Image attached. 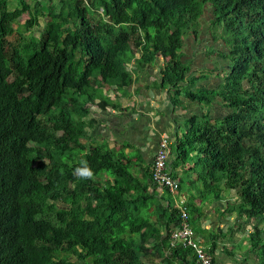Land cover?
I'll list each match as a JSON object with an SVG mask.
<instances>
[{
    "label": "trees",
    "instance_id": "16d2710c",
    "mask_svg": "<svg viewBox=\"0 0 264 264\" xmlns=\"http://www.w3.org/2000/svg\"><path fill=\"white\" fill-rule=\"evenodd\" d=\"M10 1L0 0V264H200L172 246L176 200L192 227L202 211L186 189L200 204L209 194L226 203L222 223L244 232L231 251L222 228L210 235L213 264L218 245L226 259L243 252L235 264H264V0ZM207 9L212 39L228 49L208 70L225 73L217 86L182 61ZM139 53L141 66L166 61L161 89L208 106L170 146L175 196L153 181L155 162L90 141L95 112L132 109L108 95H128ZM85 167L91 179L76 171Z\"/></svg>",
    "mask_w": 264,
    "mask_h": 264
},
{
    "label": "crops",
    "instance_id": "0c3cea01",
    "mask_svg": "<svg viewBox=\"0 0 264 264\" xmlns=\"http://www.w3.org/2000/svg\"><path fill=\"white\" fill-rule=\"evenodd\" d=\"M193 54L194 49L191 50L188 58H191ZM157 62L159 63L160 59ZM165 63L166 61H164L162 68L152 66V64L141 66L134 59L128 63L127 70L132 73L134 79L131 89L129 88L128 95L121 97V94L116 93L115 95L112 92L108 96L111 100H115V102L119 101L121 108L132 109L121 112L120 110L114 109V107H108L106 111L95 112L93 116H98L99 126H96L90 132L91 142L95 140L97 142L99 140L102 142L107 141L111 148H116L117 150H119L120 145H125V153L131 156L135 155V149L141 144L143 146L141 150L143 161L152 165L162 134L168 136L171 144H174L177 134H183L188 125V121L191 120L193 115L199 114L198 121L202 119L200 111L203 107L207 110L208 106L191 103L183 97L174 101L170 93L173 90L176 94V89L172 87L161 89L160 85L163 78L162 70L165 67ZM205 64L212 65L209 59L205 60ZM159 65L161 66V64ZM116 96H118V99ZM177 113L181 115L176 116ZM146 137L149 138L150 146H146L148 143ZM178 172L179 177H183L184 172L181 170ZM194 179L195 177L192 178V180ZM183 193L185 192L183 191ZM186 196L188 198H194L188 194ZM190 198L189 200H191ZM198 199L194 200V204L200 206V200ZM211 222L209 219H205L204 221L201 219V228L203 231L198 233L200 240L206 246L209 245L208 241H210L211 235L208 228H212L211 230H213L214 226H216L214 230L221 232L219 228H222L223 224L227 226V224L223 223L219 227L217 221L211 220ZM242 241L241 239L240 242ZM226 244H229V242L225 243L224 247H227ZM218 246L217 258L219 262L221 261L220 264H228L225 254L222 253L224 247L218 248ZM228 246L227 249L229 248L230 251L235 247L233 245Z\"/></svg>",
    "mask_w": 264,
    "mask_h": 264
},
{
    "label": "rangeland",
    "instance_id": "374dc122",
    "mask_svg": "<svg viewBox=\"0 0 264 264\" xmlns=\"http://www.w3.org/2000/svg\"><path fill=\"white\" fill-rule=\"evenodd\" d=\"M28 3L31 4V0H28ZM34 4H35V2H33L32 5H34ZM17 5H18L17 0H11L10 1V8L11 9L12 8H16ZM97 12L100 13V11H97ZM205 13L206 14L202 18L200 27H198L199 37L197 38V37H195V35L193 33H191L190 36H187V38H185V51H186V53L184 52L185 56L182 59V61L185 60L184 61L185 65L192 66V68L195 71H198L199 74H201V75L203 74V72L213 75L211 77V81H209V84L212 85V86L213 85L217 86L224 79L225 73L221 72V71H218V72H215V73H213L211 71H208L210 69H214V65H211V66L206 65L205 64V60L209 59L211 61V64L214 62L213 59L221 61V59L219 58L220 54L227 53L228 49H227L226 42H224L223 40L214 41L212 39L213 35L211 36V32H210V30H211L210 29V22H211L210 20L213 18L212 11L210 9H207ZM27 20H28V17L27 16H23L22 20L18 24H16L14 26V28L18 29L20 23H24V21H27ZM34 30H35L34 36L37 37L38 33L36 31V28ZM221 31H222V29H219V32H221ZM11 40L13 41V37L11 38ZM192 49H195L194 50V54H193V56L191 58H188L189 53L191 52ZM193 60H194V62H193ZM163 63H164L163 59H160L159 63L156 60V61H154L152 63V66L161 67L162 68ZM192 63H194V64L192 65ZM159 64H161V66ZM205 67L207 69L203 70ZM218 67H219V69H221V66H218ZM191 87H192V85H191ZM170 95H171V97H173L174 100H177V96L175 95V91L172 90ZM218 112H222V111L220 109H218ZM180 115H181L180 113L176 114V116H180ZM193 125L194 124L189 123V127H192ZM146 139L148 141L146 146H150L149 145V138L146 137ZM142 147L143 146L140 144V146H138L135 149L134 154L136 156H138V157L141 156ZM222 189L225 190L224 187H222ZM186 190H187L186 194H188V195L192 194V195H194V196H196L198 198L202 195L200 192H194V191H190L189 192V189H186ZM232 193H233L232 194L233 198L236 196L235 203H234V205H236L237 201H238V194L236 193V191H235L236 194L234 192H232ZM228 194H229V190L223 191V195H225L226 197L228 196ZM207 196L208 197L205 198V203L203 205L201 204L200 206L198 205V207L202 209L201 212H197V211H194V210L191 211V217H192V220L194 221V226H193L194 228L195 227L196 228H201V219H202V221H204L205 219H209L210 222H211V220L217 221L218 222L217 225L219 227L222 226V224H223L222 222L225 219H227V220L229 219L228 214H225V216H224L223 211L220 208V207H222L224 209V206L226 205V203L220 204V202H219L215 206V204H216L215 197L212 194H209ZM198 198H196V199H198ZM200 213H202V214H200ZM230 218H231V221L228 224V226H225L224 224L222 226V229L224 231L223 236L226 239H230L228 245L236 246L239 243H241L240 242L241 239L243 240V235L242 234L244 232L243 233L236 232L234 235H232L230 230H231L232 226H234V220H233L232 217H230ZM247 227H249V225H247ZM215 228H216V226H214L213 230H211L212 228H208L209 233L210 234L215 233V232L218 233V231L214 230ZM242 253L243 252H241V250L239 248H237L234 258L236 260L240 261L241 260L240 257L242 255ZM234 258L233 257H228L227 258L228 264H235L233 262ZM239 264H242V262H240Z\"/></svg>",
    "mask_w": 264,
    "mask_h": 264
},
{
    "label": "built area",
    "instance_id": "2783aa9c",
    "mask_svg": "<svg viewBox=\"0 0 264 264\" xmlns=\"http://www.w3.org/2000/svg\"><path fill=\"white\" fill-rule=\"evenodd\" d=\"M170 155L171 147L169 139L166 135L162 134L154 159L153 181L162 188H167L175 196L179 192V181L173 177L168 167ZM176 203L180 205L181 217L179 228L172 234V246L175 247L181 243L183 247L196 251L197 260L200 264H213V259L208 254L206 246L201 243V240L191 226L189 213L183 206L185 204V197H182V200H176Z\"/></svg>",
    "mask_w": 264,
    "mask_h": 264
},
{
    "label": "clouds",
    "instance_id": "9594fccd",
    "mask_svg": "<svg viewBox=\"0 0 264 264\" xmlns=\"http://www.w3.org/2000/svg\"><path fill=\"white\" fill-rule=\"evenodd\" d=\"M140 53L139 54H137V56L135 55V57L133 58L134 60H139L140 59ZM168 137V136H167ZM169 139V138H168ZM169 142H170V140H169ZM170 146H171V142H170ZM77 173H79V175H80V177L81 178H84V179H91L92 178V172H91V170L89 169V168H87V167H85V168H78L77 170ZM174 177V176H173ZM179 181V180H178ZM179 193H180V184H179ZM186 198H187V196H186ZM197 234V233H196ZM197 236H198V234H197ZM199 237V236H198ZM200 239V238H199ZM201 243L203 244V245H205L204 243H203V241H201ZM206 246V245H205Z\"/></svg>",
    "mask_w": 264,
    "mask_h": 264
}]
</instances>
